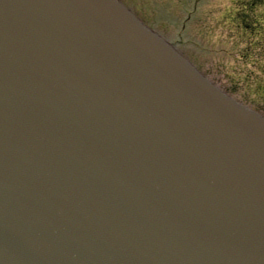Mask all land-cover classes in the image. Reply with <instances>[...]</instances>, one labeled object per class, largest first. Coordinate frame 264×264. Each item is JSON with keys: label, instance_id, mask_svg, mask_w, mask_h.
I'll use <instances>...</instances> for the list:
<instances>
[{"label": "water", "instance_id": "obj_1", "mask_svg": "<svg viewBox=\"0 0 264 264\" xmlns=\"http://www.w3.org/2000/svg\"><path fill=\"white\" fill-rule=\"evenodd\" d=\"M0 264H264V115L120 0H0Z\"/></svg>", "mask_w": 264, "mask_h": 264}, {"label": "rangeland", "instance_id": "obj_2", "mask_svg": "<svg viewBox=\"0 0 264 264\" xmlns=\"http://www.w3.org/2000/svg\"><path fill=\"white\" fill-rule=\"evenodd\" d=\"M228 95L264 115V0H120Z\"/></svg>", "mask_w": 264, "mask_h": 264}]
</instances>
